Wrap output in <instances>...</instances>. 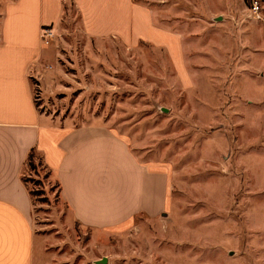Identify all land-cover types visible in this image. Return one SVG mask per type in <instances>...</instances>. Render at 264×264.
Instances as JSON below:
<instances>
[{
	"label": "rangeland",
	"instance_id": "obj_1",
	"mask_svg": "<svg viewBox=\"0 0 264 264\" xmlns=\"http://www.w3.org/2000/svg\"><path fill=\"white\" fill-rule=\"evenodd\" d=\"M131 2L175 34L180 59L160 36L123 45L93 35L72 7L55 31L43 29L51 37L29 83L39 114L120 138L164 172L165 210L119 230L81 226L31 152L21 182L35 263L264 264V0ZM98 11V30L126 22L123 2Z\"/></svg>",
	"mask_w": 264,
	"mask_h": 264
},
{
	"label": "crops",
	"instance_id": "obj_2",
	"mask_svg": "<svg viewBox=\"0 0 264 264\" xmlns=\"http://www.w3.org/2000/svg\"><path fill=\"white\" fill-rule=\"evenodd\" d=\"M118 1L125 3L126 22L107 32L93 24L97 8L100 16L109 13L111 0H0V264H48L35 263L30 196L21 182L31 152L56 176L61 200L81 226L119 230L165 210L164 172L140 161L122 139L94 126L61 124L39 114L33 102L29 78L42 53V31H55L72 7L93 35L123 45L130 36L155 42L160 36L180 56L175 34L155 29L141 5Z\"/></svg>",
	"mask_w": 264,
	"mask_h": 264
},
{
	"label": "built area",
	"instance_id": "obj_3",
	"mask_svg": "<svg viewBox=\"0 0 264 264\" xmlns=\"http://www.w3.org/2000/svg\"><path fill=\"white\" fill-rule=\"evenodd\" d=\"M258 3L254 2L251 8V11L253 13H257L258 12ZM51 37V31H47V30H43L42 34H41V40L43 43H48L47 38Z\"/></svg>",
	"mask_w": 264,
	"mask_h": 264
},
{
	"label": "trees",
	"instance_id": "obj_4",
	"mask_svg": "<svg viewBox=\"0 0 264 264\" xmlns=\"http://www.w3.org/2000/svg\"><path fill=\"white\" fill-rule=\"evenodd\" d=\"M32 157H33V154L30 153L28 156V160H29L30 165L33 166Z\"/></svg>",
	"mask_w": 264,
	"mask_h": 264
}]
</instances>
